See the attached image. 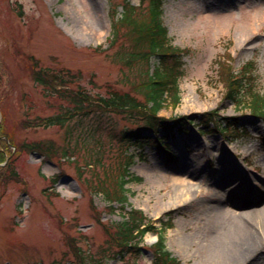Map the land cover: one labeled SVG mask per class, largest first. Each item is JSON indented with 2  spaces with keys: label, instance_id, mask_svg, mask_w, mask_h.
Instances as JSON below:
<instances>
[{
  "label": "rangeland",
  "instance_id": "obj_1",
  "mask_svg": "<svg viewBox=\"0 0 264 264\" xmlns=\"http://www.w3.org/2000/svg\"><path fill=\"white\" fill-rule=\"evenodd\" d=\"M125 1L0 0L1 121L18 143H52L60 151L79 147L81 159L91 157L89 150L101 149V178L112 171L118 174L127 157L137 156L131 172L143 181L126 186L132 207L144 211L158 227L159 219L168 221L167 214L172 213L174 228L168 230L166 244L185 264H221L199 246L213 231L206 209L217 194L224 209L264 211V120L224 98L215 61L229 52L232 69L249 64L254 87L264 95V0H163L164 25L173 46L184 51L185 77L180 104L167 106L160 115L193 120L194 114L217 110L222 117L240 118L232 126L234 137L199 135L204 127L188 124V132L175 131L165 139L170 144L168 156L153 144L139 147L120 137L111 139L110 130L119 133L131 126L120 114L86 119L79 128L86 133L81 145H76L77 135H67V128L23 125L57 115L69 105L33 81L32 57L54 72L72 71L76 78L70 87L94 96H108L111 88L134 93L136 86L148 81L157 60L131 67L119 60L118 52L135 47L122 25L120 41L112 45L108 40L114 11L120 18ZM127 1L143 4L139 12L148 17L150 0ZM17 3L23 5V17ZM98 46L101 50L95 51ZM81 166L85 168L83 160ZM15 169L18 182L0 181V264H78L73 245L82 254L93 253L86 256L87 263L103 258L100 252L110 245L105 227L122 217L119 210L112 211L104 194L85 182L92 179L91 173L81 174L83 169L78 171L64 158L44 160L29 152L17 153ZM254 218L262 226L256 230L261 234L256 252L242 264H264V215ZM156 241L148 234L140 244L141 255H129L128 264H153L150 247ZM108 264L125 262L118 257L108 259Z\"/></svg>",
  "mask_w": 264,
  "mask_h": 264
},
{
  "label": "trees",
  "instance_id": "obj_2",
  "mask_svg": "<svg viewBox=\"0 0 264 264\" xmlns=\"http://www.w3.org/2000/svg\"><path fill=\"white\" fill-rule=\"evenodd\" d=\"M20 8V7H19ZM21 14H23L21 12ZM163 8L161 0H154L151 3L150 11L147 18L142 17L136 7L127 5L125 14L122 19L112 20V38L111 44H117L119 39V27L125 28L124 35L128 36L134 43L129 52H118V59L123 61L127 67H131L140 62H149L153 57L158 58V66L153 75L133 89L134 93L125 92L114 88L109 91V97L91 96L83 91H74L69 89V85L74 77L71 71L53 72L50 69L39 67V63L34 60L32 69L33 80L43 86L46 90H52L58 97L67 99L68 107L62 109L61 113L47 118H37L32 121H25L24 127L29 126H69L78 122L77 127H81L84 118H102L104 112L120 114L123 119L135 127H127L116 133L109 131V137L122 138L125 143L130 145H139L143 147L145 144L153 143L157 147L165 149L164 144H159L157 137L148 135V133L156 134L160 130H165V134L173 129H185L184 119L182 118H166L159 116V112L168 105L169 102L175 106L180 103V80L184 77L183 62L181 50L176 49L171 44L168 37V31L162 22ZM100 47L96 49L98 51ZM226 59L230 58L229 53H225ZM218 79L223 82L225 88V98L233 101L238 105H242L249 100V106L252 112L261 118H264V97L255 91L247 80L249 73L244 72L236 77L231 71V67L225 59H217ZM135 93L143 95L144 100H139ZM0 98V108H1ZM2 109V108H1ZM216 112H206L195 117H201L202 124L209 126L214 122L213 117ZM217 116V115H216ZM230 122V119H224ZM75 127V128H77ZM74 128H69L68 135L72 134ZM229 131L225 127L223 131ZM79 131V129H78ZM82 131V130H81ZM79 131L77 136L80 140H84V135ZM7 137L8 141L3 138ZM166 137V136H164ZM10 142V143H9ZM10 144L16 145L19 152H39L48 159L67 157L68 161L75 164L78 171L90 172L91 178L85 179V182L94 189L95 192H103L105 198L110 202L112 211H116L113 203H119V211L122 219L105 227L108 236V248H104L100 252L104 254L103 258H94L86 262L85 254L82 250L73 245L74 254L78 264H107L108 259L120 258L125 264H128L127 257L130 255H141L142 248L140 244L143 242L147 233H154L159 236V241L151 247L153 251V264H183L165 247V232L172 227L169 222L162 221L161 227L153 224L143 211L131 209L126 195L125 185L132 180H141L138 177L131 176L130 168L134 163V156L127 157V160L118 169L119 173L105 174L104 178L99 177V167L103 165V155L99 150L93 159L86 161V167L82 168L79 157L75 161L70 158L76 156L78 152L66 151L61 155H57L52 146L42 142L18 143L10 130L7 129L5 122L0 125V164L7 162L5 167H0V181L9 182L10 180L19 181L20 177L15 169L17 157L14 154ZM167 147V146H166ZM104 166H106L104 162ZM107 243V244H108ZM106 254L108 255L107 257ZM93 256V253H92ZM91 254L87 258L92 257ZM95 256V255H94Z\"/></svg>",
  "mask_w": 264,
  "mask_h": 264
},
{
  "label": "bare ground",
  "instance_id": "obj_3",
  "mask_svg": "<svg viewBox=\"0 0 264 264\" xmlns=\"http://www.w3.org/2000/svg\"><path fill=\"white\" fill-rule=\"evenodd\" d=\"M212 201L213 203L208 205L206 212L210 222H213L211 223L213 231L211 234H205L203 243H200L199 246L204 250L207 257H211L221 264H242L247 260V256L251 257L256 252V242L260 237L259 234H261L256 230L262 226L256 222L254 217L260 213L264 215V211L250 210L238 213L224 209L217 194L212 197ZM259 219L263 221L262 218ZM182 242L180 240L179 244L181 245ZM187 244L185 242V245ZM171 246L173 247V245ZM244 256L246 257L242 259Z\"/></svg>",
  "mask_w": 264,
  "mask_h": 264
}]
</instances>
